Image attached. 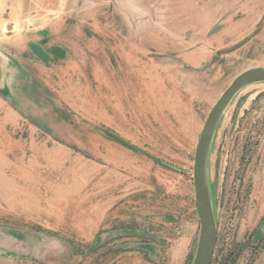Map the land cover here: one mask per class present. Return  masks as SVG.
Instances as JSON below:
<instances>
[{"label": "rangeland", "instance_id": "rangeland-1", "mask_svg": "<svg viewBox=\"0 0 264 264\" xmlns=\"http://www.w3.org/2000/svg\"><path fill=\"white\" fill-rule=\"evenodd\" d=\"M257 67L264 0H0V264H187L203 124ZM206 182L210 264H264V82L221 114Z\"/></svg>", "mask_w": 264, "mask_h": 264}, {"label": "water", "instance_id": "water-1", "mask_svg": "<svg viewBox=\"0 0 264 264\" xmlns=\"http://www.w3.org/2000/svg\"><path fill=\"white\" fill-rule=\"evenodd\" d=\"M257 82H264V68L262 67L249 69L235 77L215 102L203 124L193 160L194 207L200 230L192 264H210L217 239L210 194L206 182V161L209 146L225 108L241 88Z\"/></svg>", "mask_w": 264, "mask_h": 264}, {"label": "crops", "instance_id": "crops-1", "mask_svg": "<svg viewBox=\"0 0 264 264\" xmlns=\"http://www.w3.org/2000/svg\"><path fill=\"white\" fill-rule=\"evenodd\" d=\"M258 38H259V37H258ZM262 38H263V34H262ZM232 100H233V99H232ZM196 219H197V220H196V221H197L196 224H197V227H198V226H200V225H199V220H198L197 213H196ZM263 221H264V220H263ZM188 244H189V243H187V245H186V247H185V252H186V253H180V256L182 255L181 257H182V262H183V263H184V261H187V257H188L189 255H190V257L192 256L191 253H187L188 250H189V245H188ZM193 257H194V256H193ZM193 257H191V258L189 259L190 262L193 261ZM189 261H188L187 264H189Z\"/></svg>", "mask_w": 264, "mask_h": 264}, {"label": "trees", "instance_id": "trees-1", "mask_svg": "<svg viewBox=\"0 0 264 264\" xmlns=\"http://www.w3.org/2000/svg\"><path fill=\"white\" fill-rule=\"evenodd\" d=\"M120 142L124 145H126L127 147H130L127 143H125L124 141L120 140Z\"/></svg>", "mask_w": 264, "mask_h": 264}]
</instances>
